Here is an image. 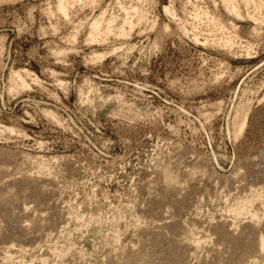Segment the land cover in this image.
<instances>
[{
  "label": "rangeland",
  "instance_id": "374dc122",
  "mask_svg": "<svg viewBox=\"0 0 264 264\" xmlns=\"http://www.w3.org/2000/svg\"><path fill=\"white\" fill-rule=\"evenodd\" d=\"M0 205V264H264V0H0Z\"/></svg>",
  "mask_w": 264,
  "mask_h": 264
},
{
  "label": "bare ground",
  "instance_id": "6f19581e",
  "mask_svg": "<svg viewBox=\"0 0 264 264\" xmlns=\"http://www.w3.org/2000/svg\"><path fill=\"white\" fill-rule=\"evenodd\" d=\"M65 7H66V6H65L64 2L60 1V2H59V5H58V10H59L60 12H65V11H66V10H65ZM96 30H97V27H94V28H93V33H95ZM96 32H97V31H96ZM244 122H245V121H244ZM243 124H244V123H241V126L238 125V126H240V128L238 127V129H239V131H240V134L243 132L242 130H243V127L245 126V125L243 126ZM237 132H238V131H237ZM238 134H239V133H238ZM4 169H5V168H4ZM169 174H170V173H169ZM171 175H172V174H171ZM4 176H5V175H4ZM171 177H172V176H171ZM23 180H24V179H23ZM167 180H168V179H167ZM26 183H27V182H26ZM171 183H172V182H171ZM32 184H34V183H32ZM34 185H35V184H34ZM4 192H5V191H4ZM41 193H42V192H41ZM43 194H44V193H43ZM11 197H12V196H11ZM41 197H42V196H41ZM248 203H249V202H248ZM2 204L5 205L4 203H2ZM10 204H11V203H10ZM246 204H247V203H246ZM6 205H7V204H6ZM1 206H2V205H0V209H1ZM8 206L10 207L11 205H8ZM8 206H6L5 208L8 209V208H9ZM243 206H244V204H243ZM2 207H3V206H2ZM244 207H247V206H244ZM3 208H4V207H3ZM247 208L249 209V207H247ZM251 208H252V206H251ZM244 209H245V208H244ZM254 210H255V209H253L252 211H254ZM249 211H250V210H249ZM249 211H246V209L244 210L245 213H246V212H249ZM252 211H250L249 213L252 214V213H251ZM256 211H257V210H256ZM2 212H3V210H1L0 213H2ZM4 213L6 214V212H3L2 214H4ZM36 213H37V212H36ZM245 213H243V215H244ZM256 213H257V212H256ZM256 213H255V211H254V214L250 215V216H251L250 219H252L251 221H253V220H254V221L257 220V222H258V218L260 217V216L258 217V215H259L260 213H259V214L257 213L258 215H256ZM5 214H4V215H5ZM4 215H3V216H4ZM6 215H7V214H6ZM11 215L14 216L13 214H11ZM11 215H10V217L12 218ZM241 215H242V214H241ZM247 215H248V214H247ZM250 216H249V217H250ZM262 216H263V215H262ZM0 217H1V216H0ZM5 217H6V222H5V220H3V219H5ZM5 217H4V218L2 217V219H1V218H0V219H1L2 221L5 222V226H6V223H7V220H8V219H7V216H5ZM8 218H9V216H8ZM11 218H10V219H11ZM13 218H14L13 221L15 220L14 223L17 222V220H16L17 218H16V217H13ZM18 218H19V217H18ZM10 219H9V220H10ZM25 219H26V218H25ZM250 219H249V220H250ZM49 220H50V219H49ZM263 220H264V219H263ZM2 221H1V222H2ZM10 221H11V220H10ZM4 222H3V223H4ZM19 222H20V221H19V219H18V222H17L18 225L20 224ZM255 222H256V221H255ZM17 223H16V224H17ZM8 224H9V223H8ZM8 224H7V226H8L7 228H9V225H8ZM10 224H11V222H10ZM16 224H15V225H16ZM249 224H250V223H249ZM2 226H3V224H2ZM5 226H3V227H5ZM16 227H18V226H16ZM37 227H38V226H37ZM7 228L5 227V231H7V230H6ZM11 228H13V227H10V228L8 229V232H9V233L11 232V231H9ZM44 228H45V227H44ZM251 228H252V227H251ZM23 229H24V228H23ZM13 230H14V229H13ZM13 230H12V231H13ZM5 231H4V232H5ZM190 231H191V230H190ZM250 231H251V230H250ZM250 231H248V232H250ZM187 232H188V231H187ZM6 233H7V232H6ZM181 234H182V233H181ZM255 234H256V233H255ZM255 234H254V235H255ZM7 235H9V234L7 233ZM10 235H11V234H10ZM10 235H9L8 237L5 235V237H6V239L4 238L5 241H7V238L12 237V236H10ZM246 235H247V234H246ZM251 235H252V232H251ZM254 235L250 236V239H249V236H248L247 240H244L245 237L242 239V240L245 241L244 243L246 244V247H247V248H250V247H251L250 250H251V249L253 250V248H254L255 246L258 247V250H259V249H261V250L264 249V238H263V235L260 236L261 238L258 237V238H260V239H258V240H255V237H256V236H254ZM243 236H244V235H243ZM179 237H180V236H179ZM237 237H238V236H237ZM1 239H3V238H1ZM242 240H241V241H242ZM8 241H9V240H8ZM237 241H238V239H237ZM239 241H240V240H239ZM241 241H240V242H241ZM177 242H178V241H177ZM180 242H181V241H180ZM23 243H24V242H23ZM241 243H243V242H241ZM168 244H169V243H168ZM177 244H178V243H177ZM177 244H176V245H177ZM0 245H1V244H0ZM6 245H7V244H6ZM172 245H173V244H172ZM174 245H175V244H174ZM176 245H175V246H176ZM234 245H235V244H234ZM241 245H242V244H241ZM175 246H174V247H175ZM236 246H239V247L236 248V249L234 248V249H235L234 251H239V252H241L242 250H239V249H241V248L244 249V248H245V247H244V248H243V247H240V243L237 244ZM244 246H245V245H244ZM252 246H254V247H252ZM2 247H3V246H2ZM161 247H162V246H161ZM168 247H169V246H168ZM168 247H167V249H168ZM174 247H173V248H169V249H170V250H172V249H176V248H174ZM259 247H260V248H259ZM164 248H166V246H165ZM211 248H212V247H211ZM255 248H256V247H255ZM255 248H254V249H255ZM161 249H162V248H161ZM167 249H166V250H167ZM10 250H11V249H10ZM162 250H163V249H162ZM252 250H251V252H252ZM144 251H145V250H144ZM210 251H211V250H210ZM246 251H247V249H246ZM6 252H7V251H6ZM146 252H147V251H146ZM158 252H159V251H158ZM160 252H162V251H160ZM164 252H165V251H164ZM164 252H163V253H164ZM167 252H168V251H167ZM172 252H174V251H172ZM175 252H176V251H175ZM181 252H182V251H181ZM208 252H209V251H208ZM143 253H145V252H142L141 254H143ZM170 253H171V252H170ZM170 253H169V254H168V253H165V255L167 254V256L170 255V256L172 257V255H171ZM211 253H212V252H211ZM241 253H242V252H241ZM241 253H240V254H241ZM258 253H259V252H258ZM263 253H264V252H263ZM145 254H146V253H145ZM145 254H144V255H145ZM172 254H175V253H172ZM209 254H210V253H209ZM220 254H221V253H220ZM139 255H140V254H139ZM161 255H163V254L161 253ZM165 255H163V256H165ZM176 255H177V254H176ZM179 255H181V254L179 253ZM146 256H147V255H146ZM158 256H159V255H158ZM158 256H157V257H158ZM170 256H169V257H170ZM174 256H175V255H174ZM182 256H183V254H182ZM187 256H188V254H187ZM220 256H221V255H220ZM235 256H237V255H235ZM240 256H242V255H240ZM178 257H179V256H178ZM216 257H217V255H216ZM230 257H231V255H230ZM232 257H233V256H232ZM242 257H243V256H242ZM181 258H184V257H181ZM234 258H235V257H234ZM249 258H250V257H249ZM249 258H248V259H249ZM135 259H136V258H135ZM140 259H141V258H140ZM146 259H147V258H146ZM156 259H157V258H156ZM161 259H163V257H162ZM161 259H159V260H161ZM165 259H166V258H164V260H165ZM168 259H169V258H168ZM177 259H178V258H177ZM184 259H186V258H184ZM214 259H215V258H214ZM229 259H230V258H229ZM231 259H232V258H231ZM238 259H239V258H238ZM240 259H241V257H240ZM240 259H239V260H240ZM261 259H262V258H261ZM169 260H170V259H169ZM169 260H168V261H169ZM171 260H176V259H175V258H174V259L171 258ZM187 260H188V259H187ZM239 260H238V261H239ZM243 260H245V259H243ZM249 260H250V259H249ZM254 260H255V259H254ZM161 261H163V260H161ZM177 261H178V260H176V262H177ZM179 261H180V260H179ZM185 261H186V260H185ZM232 261H233V260H232ZM235 261H236V260H235ZM241 261H242V260H241ZM245 261H246V260H245ZM251 261H252V257H251ZM256 261H257V260H256ZM165 262H166L165 264L168 263L167 260H166ZM176 262H175V264H176ZM181 262H182V261H181ZM230 262H231V261H230ZM239 262H240V261H239ZM239 262H237V263H239ZM243 262H244V261H243ZM252 262H253V261H252ZM146 263H147V262H146ZM172 263H173V261H172ZM172 263H171V264H172ZM183 263H184V260H183ZM228 263H229V262H228ZM234 263H235V262H234ZM241 263H242V262H241ZM241 263H240V264H241ZM247 263H248V261H247ZM247 263L245 262V264H247ZM257 263H258V262H257ZM257 263H256V264H257ZM161 264H163V263H161ZM177 264H179V263L177 262ZM181 264H182V263H181ZM187 264H188V263H187ZM232 264H233V263H232ZM248 264H249V263H248Z\"/></svg>",
  "mask_w": 264,
  "mask_h": 264
}]
</instances>
